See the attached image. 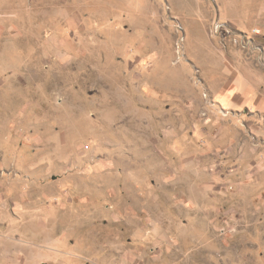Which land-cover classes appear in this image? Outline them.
<instances>
[{"label":"rangeland","instance_id":"obj_1","mask_svg":"<svg viewBox=\"0 0 264 264\" xmlns=\"http://www.w3.org/2000/svg\"><path fill=\"white\" fill-rule=\"evenodd\" d=\"M0 264H264V0H0Z\"/></svg>","mask_w":264,"mask_h":264},{"label":"crops","instance_id":"obj_2","mask_svg":"<svg viewBox=\"0 0 264 264\" xmlns=\"http://www.w3.org/2000/svg\"><path fill=\"white\" fill-rule=\"evenodd\" d=\"M235 85L239 86L240 91L242 93H245V95L247 96H249L253 91V87H250L248 84H246L245 81L241 79H239ZM247 96H246V99L248 98Z\"/></svg>","mask_w":264,"mask_h":264},{"label":"built area","instance_id":"obj_3","mask_svg":"<svg viewBox=\"0 0 264 264\" xmlns=\"http://www.w3.org/2000/svg\"><path fill=\"white\" fill-rule=\"evenodd\" d=\"M216 28L217 29H223V28H225L226 30H228L227 29V26L224 23H217L216 24Z\"/></svg>","mask_w":264,"mask_h":264}]
</instances>
